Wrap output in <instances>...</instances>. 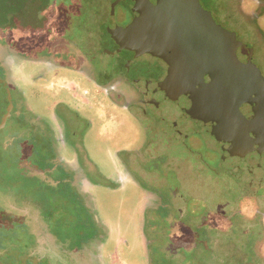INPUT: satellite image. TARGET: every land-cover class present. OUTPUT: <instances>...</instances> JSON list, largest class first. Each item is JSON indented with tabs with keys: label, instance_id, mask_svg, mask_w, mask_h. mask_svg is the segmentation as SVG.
Returning <instances> with one entry per match:
<instances>
[{
	"label": "rangeland",
	"instance_id": "1",
	"mask_svg": "<svg viewBox=\"0 0 264 264\" xmlns=\"http://www.w3.org/2000/svg\"><path fill=\"white\" fill-rule=\"evenodd\" d=\"M38 1L0 0V29L8 25L15 34L8 32L9 40L20 43L35 37L27 30L36 25ZM201 1L206 8L212 3ZM239 3L238 13L256 31ZM51 5L50 10L53 0ZM24 14L27 22L20 20ZM41 16L49 17V10ZM215 18L223 25L216 13ZM238 21L233 27L239 28ZM35 38L42 41L44 36ZM263 59L257 57L255 63L264 72ZM4 97L0 87V119ZM97 99L99 105L104 101L101 96ZM104 107L95 116L105 134L109 123L121 121L127 112L121 115L122 110L117 114ZM22 109L17 108L0 132V264H264V210L254 198L236 199L243 188L225 181L224 174L215 177L174 165L171 160L178 159L174 147L146 148L148 136L131 118L117 133L124 136L139 127L137 140V133L128 138L117 134L114 142L92 132L95 137L84 142L86 123L76 110L60 103L55 105V116L68 133L51 119L56 126L51 137L53 148L58 152L63 146L61 156L66 154L70 162L50 147L41 152L44 122L37 125ZM34 109L43 116L51 112L44 106ZM161 197L164 205L156 208L155 198Z\"/></svg>",
	"mask_w": 264,
	"mask_h": 264
},
{
	"label": "flooded vegetation",
	"instance_id": "2",
	"mask_svg": "<svg viewBox=\"0 0 264 264\" xmlns=\"http://www.w3.org/2000/svg\"><path fill=\"white\" fill-rule=\"evenodd\" d=\"M51 2L47 0L43 10L41 6L35 7V11L42 10L36 17L42 24L38 28L32 25L27 30L35 37L43 35L42 41L33 37L17 43L16 39L7 37L11 32L8 25L0 29V79L10 89L14 105L10 120L17 108H23L24 114H29L37 125L44 122L41 124L44 137L52 139L56 126L51 119L66 135L65 123L54 112L55 105L61 103L76 110L86 123L81 136L84 142L95 137L92 132L111 137L114 142L119 137H133L137 133V140L141 128L148 136L146 148L148 145L174 147L178 157L171 160L174 165H185L191 171L208 172L215 177L224 174L225 181L230 180L228 182L237 189L243 188L235 194L236 199L254 198L264 210V153L249 151L243 141L230 137L232 131L227 134L221 126L192 119L178 104L170 101L158 86L168 71L161 59L149 54L136 56L134 52L117 51L119 47L109 31L125 28L133 21L135 0H53V10H50ZM239 5L244 17L256 29L258 51L264 53V0H240ZM47 10L50 16H41ZM55 12L57 17L53 16ZM24 17L25 14L20 20L27 22ZM14 27L24 30L21 26ZM28 68L31 73L26 71ZM94 95L104 99L101 105ZM103 105L113 112L122 110L121 115L127 112L121 121L112 117L105 134L95 116V111ZM43 106L51 108L50 114L36 113L34 108ZM100 115L108 114L100 111ZM127 118L138 121L140 128L122 136L117 129L126 128ZM107 120L110 122V116ZM54 142L55 139L51 145L56 148ZM68 146L72 149L77 145ZM164 157L167 154L154 160ZM199 203L206 204L205 201Z\"/></svg>",
	"mask_w": 264,
	"mask_h": 264
},
{
	"label": "water",
	"instance_id": "3",
	"mask_svg": "<svg viewBox=\"0 0 264 264\" xmlns=\"http://www.w3.org/2000/svg\"><path fill=\"white\" fill-rule=\"evenodd\" d=\"M135 1L133 21L109 31L117 51L161 59L168 71L158 86L170 101L192 119L232 131L231 138L263 154L264 72L255 58L264 53L258 51L255 30L238 13L237 0H211L209 8L201 0ZM236 18L245 30L233 27ZM0 87L6 105L1 132L14 105L1 79Z\"/></svg>",
	"mask_w": 264,
	"mask_h": 264
},
{
	"label": "trees",
	"instance_id": "4",
	"mask_svg": "<svg viewBox=\"0 0 264 264\" xmlns=\"http://www.w3.org/2000/svg\"><path fill=\"white\" fill-rule=\"evenodd\" d=\"M46 3H47V0H39L38 1V4H36L35 5V7H43V8H41L42 10L44 9V7L46 6ZM37 10V11H35L34 10V15H35V19H36V17H38V14L42 11V10ZM35 22H36V25H34V27L35 28H38L39 27V25L41 26V24H42V22H38L37 21V19L35 20ZM38 23V24H37ZM32 28V27H31ZM44 140V142H43V144H44V146H42L43 148H40L41 149V152H44L45 151V149L48 147H50V149H51V151H53V147H51V145L49 144V142H47L45 139H43ZM44 149V150H43ZM47 171V170H46ZM164 199L161 197L160 199H156L155 198V202H154V206L156 207V208H158V206H159V208H161L163 205H164V201H163ZM167 205L169 204L168 202L166 203ZM170 223V229H168V231H170L171 232V237H172V235H173V233L175 232V230L173 229V222H172V220L169 222ZM166 229V230H167ZM12 248H10L9 250H11ZM6 250V249H5ZM8 250V249H7Z\"/></svg>",
	"mask_w": 264,
	"mask_h": 264
},
{
	"label": "crops",
	"instance_id": "5",
	"mask_svg": "<svg viewBox=\"0 0 264 264\" xmlns=\"http://www.w3.org/2000/svg\"><path fill=\"white\" fill-rule=\"evenodd\" d=\"M23 110V109H22ZM25 116H29V114H26ZM34 120V119H33ZM43 126V125H42ZM44 135V134H43ZM43 139H45L47 142H49L50 143V145H51V142H52V139H50V138H47V137H44L43 136ZM135 142V141H134ZM51 147H53L52 145H51ZM55 150V152H56V154H59V156L61 157V158H63V159H65V160H67V161H70L71 162V160L72 159H69V158H65L66 157V154H64V156L65 157H62L61 155H62V151H59V149H58V152H57V150L56 149H54ZM86 153V152H85ZM127 163V162H126ZM128 164V163H127ZM130 167V166H129ZM131 170V169H130ZM133 173H135L134 171H133ZM125 186V185H124ZM113 264H114V261H113Z\"/></svg>",
	"mask_w": 264,
	"mask_h": 264
}]
</instances>
